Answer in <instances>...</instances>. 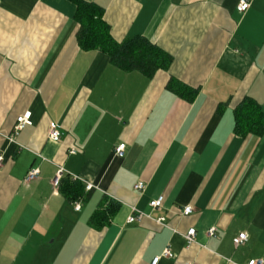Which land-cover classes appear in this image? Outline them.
Returning a JSON list of instances; mask_svg holds the SVG:
<instances>
[{"label": "crops", "instance_id": "crops-1", "mask_svg": "<svg viewBox=\"0 0 264 264\" xmlns=\"http://www.w3.org/2000/svg\"><path fill=\"white\" fill-rule=\"evenodd\" d=\"M86 1L104 8L116 41L143 36L172 62L151 77L122 70L80 46L72 1L0 0V264H152L166 248L157 264L264 262V132L236 126L245 98L264 111V0L246 12L240 0ZM58 166L79 197L54 186ZM110 202L117 211L95 220ZM133 208L144 216L128 222Z\"/></svg>", "mask_w": 264, "mask_h": 264}, {"label": "trees", "instance_id": "trees-1", "mask_svg": "<svg viewBox=\"0 0 264 264\" xmlns=\"http://www.w3.org/2000/svg\"><path fill=\"white\" fill-rule=\"evenodd\" d=\"M76 5L75 19L80 24L77 40L85 50H102L106 52L117 67L125 71L139 70L151 77L161 68H168L172 56L143 36L128 37L118 42L111 34L110 26L103 19L104 8L95 2L86 0H70ZM170 87L185 96V86L178 81H170ZM187 98L193 99L195 92L189 93ZM236 126L242 134L250 132H264V111L261 106L251 98H245L236 109ZM62 178L61 185L67 183L63 191L70 199L79 197L82 184L78 180L65 182ZM119 205L109 203L106 212H98L95 220L105 221L113 215Z\"/></svg>", "mask_w": 264, "mask_h": 264}, {"label": "built area", "instance_id": "built-area-1", "mask_svg": "<svg viewBox=\"0 0 264 264\" xmlns=\"http://www.w3.org/2000/svg\"><path fill=\"white\" fill-rule=\"evenodd\" d=\"M251 6V1L250 0H240L239 4H238V10L240 12H246ZM31 116H32V112L31 111H27L24 114L20 115L17 117V121L16 124L14 125V129L9 137V139L11 141H16V137L17 135L20 133L21 130L24 129V127L30 123H32L31 121ZM62 131L59 127H57V125H52L51 130H50V138L53 141L59 142L62 139ZM125 148H126V144L125 143H120L115 147V153L119 156V157H123L125 154ZM72 153L76 152V149L73 148L71 150ZM2 162H3V156L0 155V167L2 166ZM39 175V169L35 168L32 169L30 171V173L28 174V180L34 179L36 177H38ZM66 175V169L63 166H58L57 171L55 173V176L53 178V184L55 187L59 186L62 178ZM73 179H79L77 176H73ZM86 188L88 190H90L91 188H93V185L91 183L86 184ZM145 188V183L144 181H139L138 183H136L135 185V189L138 191H142ZM151 206L154 208H160L163 205V196L157 198V199H153L150 202ZM76 209H80L81 208V204L80 203H76L75 205ZM193 211V207L192 205H186L184 207L183 213L185 215H188L190 213H192ZM144 216V214L133 208L132 214L129 215L128 217V222H135V221H140L142 219V217ZM208 233L210 235H215L216 231L214 228H210L208 230ZM195 235H196V229L195 228H191L188 233L186 234V239L189 242H193L195 240ZM248 239V234L246 232H241L239 233L233 240L235 247H239L241 245H243ZM173 253L171 251L170 248H166L162 255H158L156 256L153 261L152 264H157L159 262V260L161 259V257H172ZM263 260L261 259H252L250 260L247 264H263ZM189 264H198L197 262L193 261L190 262Z\"/></svg>", "mask_w": 264, "mask_h": 264}]
</instances>
